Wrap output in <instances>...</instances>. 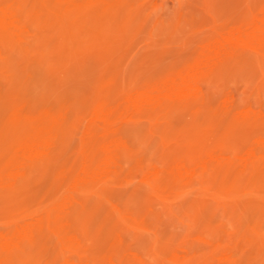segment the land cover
<instances>
[{
    "label": "rangeland",
    "instance_id": "obj_1",
    "mask_svg": "<svg viewBox=\"0 0 264 264\" xmlns=\"http://www.w3.org/2000/svg\"><path fill=\"white\" fill-rule=\"evenodd\" d=\"M19 1L28 18L43 7L48 23L20 36L0 25V231L51 209L62 171L80 169L85 154L97 162L103 139L89 130L93 110L166 81L208 43L264 18V0ZM239 50L196 98L165 102L154 122H127L128 164L184 158L200 166L193 182L157 181L148 231L138 225L118 236L104 204L86 205L82 253L33 240L20 264H100L120 247L129 264H264V158L243 171L225 162L264 140V47ZM36 137L35 153L22 151ZM123 172L109 195L125 192L141 208L148 196L137 172Z\"/></svg>",
    "mask_w": 264,
    "mask_h": 264
},
{
    "label": "bare ground",
    "instance_id": "obj_2",
    "mask_svg": "<svg viewBox=\"0 0 264 264\" xmlns=\"http://www.w3.org/2000/svg\"><path fill=\"white\" fill-rule=\"evenodd\" d=\"M42 9L43 7L37 9L30 16L31 18H28L26 15V11L28 10L25 4L19 0L12 1L6 6H0V25L8 30L11 35L14 32L18 36L29 33L36 25L48 23V16ZM255 46L264 47V18L258 20L248 32H237L219 42L208 43L200 51L198 60L178 71L166 81L152 86L145 91L131 94L93 110L89 119L87 118L89 130L97 134L99 139H103V143L96 151L97 162L94 164L93 159L85 154L80 169L77 171L72 169L62 171L60 181L61 191L57 196L56 204L51 209L40 217H33L27 222L16 224L10 231H0V264H20L23 262L24 258L20 253L28 250L29 243L33 240L42 239L48 246L53 245L61 252H71L75 255L82 253V239L86 231L83 229V226L79 225L85 219L80 210L86 205H99L100 202L104 204L111 211L109 225L115 229V233L118 236H125L128 231L133 230L138 225H141L142 229L147 230L149 227L147 223L151 215L154 214L152 207L155 200L153 199L152 191H154L153 187L157 184V181H161L162 184L165 183L166 186L174 181L193 182L196 180L195 178L200 170V166L184 158L176 159L167 167L153 164L148 165L143 159L134 162L133 165L128 164L125 158L131 154V151H126L128 145L123 139L128 131L127 122L136 120L137 118L143 119L147 123L154 122L156 121L155 113L160 107H163L165 102H185L196 98L197 95L205 92L210 77L228 58H238L239 49L242 47ZM39 145V137H36L22 151H34L35 153ZM262 158H264V140H258L255 141L254 147L249 152L241 156L234 155L229 158L227 157L225 162L232 165V168L238 167L237 170L241 171L242 168H256V161ZM129 165L137 172L136 177L140 182L139 188L146 192V196H148L144 198L142 194L143 202L141 208L136 207L137 205L132 202L131 197L125 195V192L117 193L116 197L109 195V192H115L117 187L124 183L125 175L123 171L126 168H130ZM196 183L198 182L196 181ZM160 187L162 186L160 185ZM242 224L245 223L243 222ZM138 235L140 236V234ZM138 240L139 238L137 239V243ZM102 255L100 264H129L128 256L131 253H128L126 248L120 247ZM90 256H92L91 253ZM64 263L66 264V262Z\"/></svg>",
    "mask_w": 264,
    "mask_h": 264
}]
</instances>
